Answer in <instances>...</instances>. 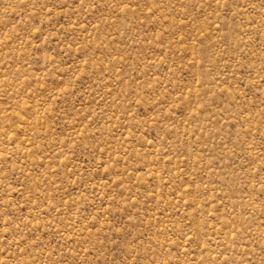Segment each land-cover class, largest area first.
I'll return each instance as SVG.
<instances>
[{"label": "rangeland", "instance_id": "obj_1", "mask_svg": "<svg viewBox=\"0 0 264 264\" xmlns=\"http://www.w3.org/2000/svg\"><path fill=\"white\" fill-rule=\"evenodd\" d=\"M0 264H264V0H0Z\"/></svg>", "mask_w": 264, "mask_h": 264}]
</instances>
